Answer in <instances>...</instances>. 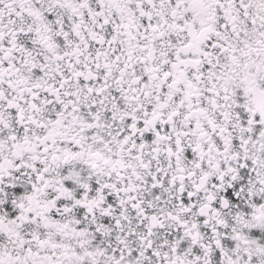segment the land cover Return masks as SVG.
I'll return each mask as SVG.
<instances>
[{"label":"flooded vegetation","instance_id":"flooded-vegetation-1","mask_svg":"<svg viewBox=\"0 0 264 264\" xmlns=\"http://www.w3.org/2000/svg\"><path fill=\"white\" fill-rule=\"evenodd\" d=\"M0 264H264V0H0Z\"/></svg>","mask_w":264,"mask_h":264}]
</instances>
